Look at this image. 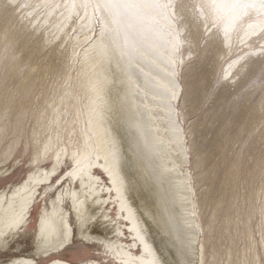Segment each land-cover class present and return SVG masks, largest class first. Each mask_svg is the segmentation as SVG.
Here are the masks:
<instances>
[{
	"label": "rangeland",
	"instance_id": "374dc122",
	"mask_svg": "<svg viewBox=\"0 0 264 264\" xmlns=\"http://www.w3.org/2000/svg\"><path fill=\"white\" fill-rule=\"evenodd\" d=\"M67 1L0 0V198L8 199L53 166L62 167L38 190L27 226L6 239L0 264L23 258L36 264L55 258L69 264L88 259L117 264L110 261V252L78 236L69 198L62 208L75 232L73 242L56 254L32 255L40 212L65 195L71 178L62 185L58 180L73 168L65 158L58 166L59 159L40 162L43 148L47 141H79L71 105L81 96L82 56L100 31L98 19H93V35L85 40L79 32L81 11L68 16ZM199 11L193 12L192 35L176 58L180 87L171 101L183 147L171 170L185 177L184 203L195 236L191 263L264 264V34L244 43L242 31H233L229 42L222 28L210 27L205 34ZM103 184L109 180L103 178ZM128 235L124 242L130 244Z\"/></svg>",
	"mask_w": 264,
	"mask_h": 264
},
{
	"label": "bare ground",
	"instance_id": "6f19581e",
	"mask_svg": "<svg viewBox=\"0 0 264 264\" xmlns=\"http://www.w3.org/2000/svg\"><path fill=\"white\" fill-rule=\"evenodd\" d=\"M81 3L83 0H71L66 14L71 16L81 11L79 32L89 40L94 31L92 9L85 12L79 7ZM72 4L77 7L72 8ZM99 33L89 41L82 56L78 80L81 96L71 105V122H75L79 141L62 145L47 141L43 148L40 162L50 159L56 163L59 159L58 166L65 158L73 168L58 180L62 185L71 178L65 195H59L50 210L43 208L40 212L32 255L56 254L73 242L75 232L62 208L64 200L69 198L78 236L110 252L111 262L193 264L195 236L184 203L185 177L171 170L180 157L176 152L183 150L171 102L180 87L176 70L147 53H143V59H130L110 39L101 41ZM169 161H173L171 166ZM61 169L53 166L51 171L33 177L29 184L18 188L10 198H0V250L6 247L8 237L27 226L38 190L48 185ZM103 178L109 184H103ZM116 207L117 217H114L112 211ZM97 222L102 227L97 229ZM127 234L130 244L124 242ZM12 264L36 262L23 258L12 259ZM48 264L69 262L55 258ZM83 264L99 263L88 259Z\"/></svg>",
	"mask_w": 264,
	"mask_h": 264
},
{
	"label": "snow or ice",
	"instance_id": "6c2138e0",
	"mask_svg": "<svg viewBox=\"0 0 264 264\" xmlns=\"http://www.w3.org/2000/svg\"><path fill=\"white\" fill-rule=\"evenodd\" d=\"M79 7L85 12L93 10L92 18L100 23L101 41L110 39L130 59H143V53H147L173 71L179 63L176 58L181 45L192 35L193 12L197 9L205 34L210 27L222 28L228 41L233 31H242L240 43L257 31L264 34V0H83ZM205 9L211 11L206 13ZM97 12L102 14L99 18Z\"/></svg>",
	"mask_w": 264,
	"mask_h": 264
}]
</instances>
